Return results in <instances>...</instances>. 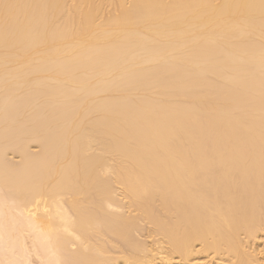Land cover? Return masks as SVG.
<instances>
[{
	"label": "bare ground",
	"instance_id": "obj_1",
	"mask_svg": "<svg viewBox=\"0 0 264 264\" xmlns=\"http://www.w3.org/2000/svg\"><path fill=\"white\" fill-rule=\"evenodd\" d=\"M260 232L264 0H0V264H264Z\"/></svg>",
	"mask_w": 264,
	"mask_h": 264
},
{
	"label": "rangeland",
	"instance_id": "obj_2",
	"mask_svg": "<svg viewBox=\"0 0 264 264\" xmlns=\"http://www.w3.org/2000/svg\"><path fill=\"white\" fill-rule=\"evenodd\" d=\"M108 9V8H107ZM264 232H260L259 233V237H258V239L256 240V242L257 243H253L252 244V247H255V244L256 245H258V244H260L259 246H258V248H260V247H262L263 246V244H264ZM261 241V242H260ZM260 242V243H259ZM3 254L2 253H0V254H2V256H4V253H5V249L3 248ZM1 251V252H2ZM32 252V253H31ZM30 252V256H29V262H30V264H40L41 263V261L39 260V259H37V255L33 252V251H31ZM33 256V257H32ZM32 257V258H31ZM31 258V259H30ZM211 259H212V261H211ZM211 259H210V256L208 257V256H206V257H201L200 259L199 258H196V259H193V261H191L190 262V264H205V263H207L206 261H208V260H210V263H212V264H222L221 262H219L218 260H214L212 257H211ZM37 260V261H36ZM33 261V262H32ZM39 261H40V263H39ZM162 262H159V263H157V264H161ZM169 263H171V264H178L179 262H178V260L176 259V258H174V259H171L170 260V262ZM168 263V264H169ZM29 264V263H28ZM223 264H225V263H223Z\"/></svg>",
	"mask_w": 264,
	"mask_h": 264
}]
</instances>
